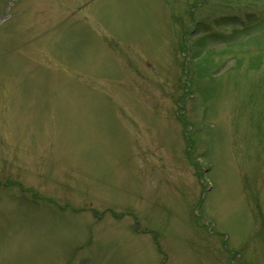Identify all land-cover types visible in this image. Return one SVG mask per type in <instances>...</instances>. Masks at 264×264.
Here are the masks:
<instances>
[{"label": "rangeland", "instance_id": "obj_1", "mask_svg": "<svg viewBox=\"0 0 264 264\" xmlns=\"http://www.w3.org/2000/svg\"><path fill=\"white\" fill-rule=\"evenodd\" d=\"M0 264H264V0H0Z\"/></svg>", "mask_w": 264, "mask_h": 264}]
</instances>
